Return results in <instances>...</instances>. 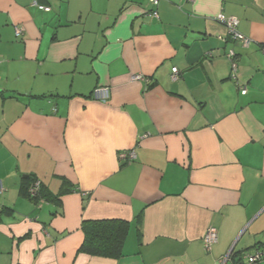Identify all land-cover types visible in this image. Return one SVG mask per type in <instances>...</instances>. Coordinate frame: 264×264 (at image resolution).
I'll use <instances>...</instances> for the list:
<instances>
[{
  "label": "crops",
  "instance_id": "crops-1",
  "mask_svg": "<svg viewBox=\"0 0 264 264\" xmlns=\"http://www.w3.org/2000/svg\"><path fill=\"white\" fill-rule=\"evenodd\" d=\"M33 179L61 200L27 197ZM103 218L130 221L119 259L80 251ZM258 243L264 0H0V264H223L232 247L226 264H249Z\"/></svg>",
  "mask_w": 264,
  "mask_h": 264
},
{
  "label": "trees",
  "instance_id": "trees-1",
  "mask_svg": "<svg viewBox=\"0 0 264 264\" xmlns=\"http://www.w3.org/2000/svg\"><path fill=\"white\" fill-rule=\"evenodd\" d=\"M34 180L35 179H33V181ZM27 182H29V180H27ZM33 185L34 182H32L29 187H25L23 193L38 203L46 200L59 201L61 200V195L64 193V191L58 194H52L50 191L45 192L43 183H41L33 193L30 191ZM81 228L84 232L85 239L80 247V251L92 256L106 258L119 259L123 256L124 245L130 229V221L122 218L87 219L82 222ZM252 248H255V250L251 251L253 253H245L247 254L246 259L248 261L249 256L262 254V256H259L258 259L252 263L258 264L264 257V245L258 243Z\"/></svg>",
  "mask_w": 264,
  "mask_h": 264
},
{
  "label": "built area",
  "instance_id": "built-area-1",
  "mask_svg": "<svg viewBox=\"0 0 264 264\" xmlns=\"http://www.w3.org/2000/svg\"><path fill=\"white\" fill-rule=\"evenodd\" d=\"M154 2V4H158L159 0H152ZM192 1V0H190ZM35 4L45 10V11H50V7L43 5V4H39L38 2H35ZM153 15H155L156 17H159L158 12H153ZM217 19L219 20V22L223 23L227 29L229 34L236 40H240V41H244L247 42L248 39L245 37V35L243 33L240 32L238 26H239V19L235 18V17H231V16H227L225 14H219ZM16 35L17 36H21L22 35V29L17 28L16 29ZM235 56L236 53L234 50L229 51L228 53V57L231 59L232 61V76L234 78H236V71H237V62L235 60ZM178 73L179 70L177 67L173 68V75L172 78L174 80H176L178 78ZM134 80H144L146 79V77H144V75L142 74H136L133 75L132 77ZM243 94L246 93V88L243 90L242 92ZM93 95L95 98L100 99L101 101H106L109 99L110 97V88L108 86H99L97 87L94 91H93ZM119 157L122 160H128V161H132L134 159H136L137 157V153L135 151V149L129 150V151H123L119 154ZM41 184L40 180H35L34 181V185L30 188L31 192H35L37 190V187ZM218 239V232L215 228H211L207 231L205 237H204V243H205V247L207 249H210L211 246L217 241ZM228 254L225 256L224 261L226 260ZM259 256H262V254L260 255H253V256H249L248 258V262L249 264H252L254 261H256L258 259Z\"/></svg>",
  "mask_w": 264,
  "mask_h": 264
},
{
  "label": "water",
  "instance_id": "water-1",
  "mask_svg": "<svg viewBox=\"0 0 264 264\" xmlns=\"http://www.w3.org/2000/svg\"><path fill=\"white\" fill-rule=\"evenodd\" d=\"M233 250H234V247H232V248L230 249V251H229V253H228V256H227V258H226V260L224 261L223 264H226L227 261L232 257V255H233V253H234ZM237 264H245V262L240 260Z\"/></svg>",
  "mask_w": 264,
  "mask_h": 264
}]
</instances>
